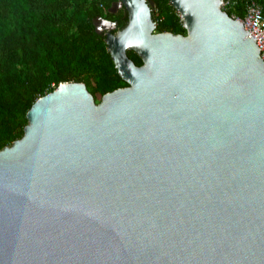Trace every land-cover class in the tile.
I'll use <instances>...</instances> for the list:
<instances>
[{"label": "water", "instance_id": "water-1", "mask_svg": "<svg viewBox=\"0 0 264 264\" xmlns=\"http://www.w3.org/2000/svg\"><path fill=\"white\" fill-rule=\"evenodd\" d=\"M169 1L186 34L113 1L128 85L60 82L0 149V264H264V60L222 0Z\"/></svg>", "mask_w": 264, "mask_h": 264}, {"label": "trees", "instance_id": "trees-1", "mask_svg": "<svg viewBox=\"0 0 264 264\" xmlns=\"http://www.w3.org/2000/svg\"><path fill=\"white\" fill-rule=\"evenodd\" d=\"M248 0L223 9L243 17ZM264 15V0H255ZM154 32L186 34L169 0H153ZM104 4L102 7L100 4ZM105 0H0V149L23 134L26 112L60 82L82 81L98 102L102 94L128 83L121 78L105 42L95 30ZM116 29L127 21L114 16ZM99 96V97H98Z\"/></svg>", "mask_w": 264, "mask_h": 264}, {"label": "built area", "instance_id": "built-area-1", "mask_svg": "<svg viewBox=\"0 0 264 264\" xmlns=\"http://www.w3.org/2000/svg\"><path fill=\"white\" fill-rule=\"evenodd\" d=\"M233 4L232 0H222L221 7ZM242 22L247 35L254 39L259 50L260 57L264 60V15L260 5L255 0H248L243 17H235Z\"/></svg>", "mask_w": 264, "mask_h": 264}, {"label": "flooded vegetation", "instance_id": "flooded-vegetation-1", "mask_svg": "<svg viewBox=\"0 0 264 264\" xmlns=\"http://www.w3.org/2000/svg\"><path fill=\"white\" fill-rule=\"evenodd\" d=\"M105 1H108L109 2V4H108V6L106 7V11L108 12V13H104L101 17H103L105 20H108V21H110V22H113V23H115V25H116V20L114 19V16L116 15V14H118V13H122V10H125L124 9V7L123 6H120V7H118V5L116 4V3H113V8L112 9H115V12H112V11H109V8H111V4H112V2L113 1H115V0H105ZM154 3V2H153ZM102 7L104 6V4H100ZM153 7H154V4H153ZM153 7H151V12H152V10L154 9ZM127 14V13H126ZM98 17V16H97ZM102 27V26H101ZM117 29H116V27H115V29H112V32H115ZM101 32H103V33H105L106 31L104 30V29H102V31Z\"/></svg>", "mask_w": 264, "mask_h": 264}, {"label": "rangeland", "instance_id": "rangeland-1", "mask_svg": "<svg viewBox=\"0 0 264 264\" xmlns=\"http://www.w3.org/2000/svg\"><path fill=\"white\" fill-rule=\"evenodd\" d=\"M99 97V96H98Z\"/></svg>", "mask_w": 264, "mask_h": 264}]
</instances>
